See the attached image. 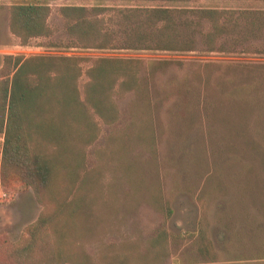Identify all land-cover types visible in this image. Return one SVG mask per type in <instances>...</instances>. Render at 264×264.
<instances>
[{"label": "rangeland", "instance_id": "rangeland-1", "mask_svg": "<svg viewBox=\"0 0 264 264\" xmlns=\"http://www.w3.org/2000/svg\"><path fill=\"white\" fill-rule=\"evenodd\" d=\"M12 5L0 0V74L9 56L88 59L84 73L98 59L144 62L134 91L115 89L118 121L107 125L96 117L100 136L86 151L96 232L82 243L92 264H264V29L260 40L237 47L221 41L224 51L213 53L200 43L189 53L126 50L117 17L119 9L170 8L264 18V0H58L49 4L52 37L27 45L10 30ZM64 7L104 8L101 18L117 34V47H76L60 13ZM88 82L83 75L82 99ZM4 145L0 135V264H11L5 249L26 242L45 208L5 165ZM202 224L216 262L200 251ZM161 231L170 238L166 257L148 251Z\"/></svg>", "mask_w": 264, "mask_h": 264}, {"label": "trees", "instance_id": "trees-1", "mask_svg": "<svg viewBox=\"0 0 264 264\" xmlns=\"http://www.w3.org/2000/svg\"><path fill=\"white\" fill-rule=\"evenodd\" d=\"M10 30L23 45L50 38V2L10 0ZM109 1V0H102ZM129 2L139 0H127ZM154 1V0H148ZM170 3L220 0H161ZM104 8H61L67 31L80 49H115L116 33L106 26ZM126 35L122 49L189 53L200 43L208 52L260 40L264 18L248 11L170 8L117 10ZM255 16V17H254ZM244 23V24H243ZM207 25V26H206ZM208 27V31L204 28ZM88 59L78 57H6L0 74V135L5 137L4 161L32 188L45 211L27 230L24 244L5 249L11 264H92L82 238L93 236L95 191L85 167L86 151L100 136L96 117L112 125L119 119L115 89L131 93L139 85L143 61L98 59L84 73ZM151 65L157 70L159 64ZM89 82L82 99L79 82ZM201 253L214 262L206 227L199 226ZM169 235L161 231L148 251L168 256ZM159 257V258H161ZM125 264V263H121Z\"/></svg>", "mask_w": 264, "mask_h": 264}]
</instances>
